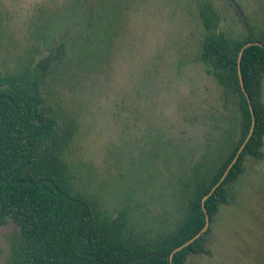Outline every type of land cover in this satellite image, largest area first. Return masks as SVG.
<instances>
[{
	"label": "rangeland",
	"instance_id": "obj_1",
	"mask_svg": "<svg viewBox=\"0 0 264 264\" xmlns=\"http://www.w3.org/2000/svg\"><path fill=\"white\" fill-rule=\"evenodd\" d=\"M237 4L264 31V0H0V74L66 44L46 97L76 123L66 152L75 186L112 214L127 209L136 231L172 228L190 178L239 137L237 96L200 57L202 7L237 38L246 32ZM244 167L210 223V253L188 264H264V157L247 155ZM19 233L12 219L0 224V264Z\"/></svg>",
	"mask_w": 264,
	"mask_h": 264
},
{
	"label": "trees",
	"instance_id": "obj_2",
	"mask_svg": "<svg viewBox=\"0 0 264 264\" xmlns=\"http://www.w3.org/2000/svg\"><path fill=\"white\" fill-rule=\"evenodd\" d=\"M237 5L246 24L245 34L237 38L217 32L216 10L202 7L207 33L200 57L225 94L237 96L239 137L227 139L212 165L190 178L182 194L184 213L172 228L159 233L136 231L127 209L112 214L75 186L66 152L76 123L46 97L49 78L66 60V44L58 43L34 64L0 74V224L12 219L20 229L12 237L9 264H188L189 255L210 253L209 225L170 257L206 226L203 199L225 172L204 202L210 223L221 206L229 204L230 187L244 172L245 157H264V31L251 28ZM249 42L254 43L243 48Z\"/></svg>",
	"mask_w": 264,
	"mask_h": 264
},
{
	"label": "water",
	"instance_id": "obj_3",
	"mask_svg": "<svg viewBox=\"0 0 264 264\" xmlns=\"http://www.w3.org/2000/svg\"><path fill=\"white\" fill-rule=\"evenodd\" d=\"M254 42H249V43H247V44H245L244 45V47L243 48H245L246 46H248V45H251V44H253ZM255 43H257V44H259V45H263L261 42H255ZM241 84H242V87H243V90H244V93L246 94V96L248 97V100H249V102H250V107H251V111H252V114L254 115V111H253V106H252V103H251V100H250V98H249V96H248V93H247V90L244 88V82H243V80H241ZM245 144V143H244ZM244 144L241 146V148L239 149V151H238V153H237V156H236V158L239 156V154L241 153V151H242V149H243V147H244ZM236 158H235V160H236ZM234 160V161H235ZM233 161V162H234ZM230 167H231V165H230ZM229 167V168H230ZM227 172H228V170L225 172V174H224V176L222 177V179L217 183V185L215 186V187H213V189H212V191H211V193L213 192V190L221 183V181L224 179V177H225V175L227 174ZM210 193V194H211ZM209 194V195H210ZM209 195H207V196H205L204 197V199H203V208H204V210H205V212H206V226L202 229V231L201 232H199L197 235H195L193 238H191L190 240H188L187 242H185L184 244H182L181 246H179V247H177V248H175L173 251H172V253H171V258H172V256H173V254L175 253V252H177L178 250H181L183 247H185L186 245H188V244H190L191 242H193L196 238H198L207 228H208V226L210 225V215L207 213V209H206V207H205V205H204V202H205V199L209 196Z\"/></svg>",
	"mask_w": 264,
	"mask_h": 264
}]
</instances>
